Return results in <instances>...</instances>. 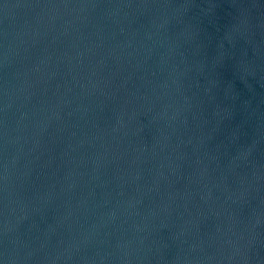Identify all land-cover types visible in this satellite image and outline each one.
Segmentation results:
<instances>
[{
  "label": "water",
  "instance_id": "water-1",
  "mask_svg": "<svg viewBox=\"0 0 264 264\" xmlns=\"http://www.w3.org/2000/svg\"><path fill=\"white\" fill-rule=\"evenodd\" d=\"M0 264H264V0H0Z\"/></svg>",
  "mask_w": 264,
  "mask_h": 264
}]
</instances>
